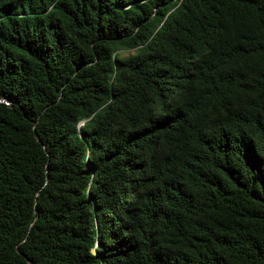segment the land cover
Returning <instances> with one entry per match:
<instances>
[{
    "label": "trees",
    "instance_id": "16d2710c",
    "mask_svg": "<svg viewBox=\"0 0 264 264\" xmlns=\"http://www.w3.org/2000/svg\"><path fill=\"white\" fill-rule=\"evenodd\" d=\"M0 264H264V0H0Z\"/></svg>",
    "mask_w": 264,
    "mask_h": 264
}]
</instances>
